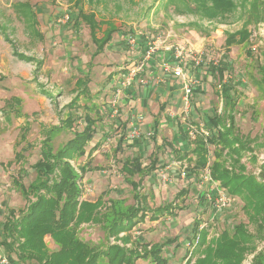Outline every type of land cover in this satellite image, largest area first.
I'll use <instances>...</instances> for the list:
<instances>
[{"label":"rangeland","instance_id":"rangeland-1","mask_svg":"<svg viewBox=\"0 0 264 264\" xmlns=\"http://www.w3.org/2000/svg\"><path fill=\"white\" fill-rule=\"evenodd\" d=\"M76 1L0 0V239L2 238L1 223L7 217L9 210H15L17 213L15 218H18L20 212L28 206V200L22 195L15 182L28 186L36 177L32 166L40 158L42 126L61 127L52 133L51 145L55 151L62 147L74 135V129L63 127L62 122L67 116L71 114L78 116L79 120L75 123L77 129L84 126L82 111H89L93 117H98L99 106L111 96L112 85H115L123 75L122 68L132 62H138L142 57L146 41L157 37H161L162 43L158 45L159 51L149 62L146 72L149 78L154 79V83L145 86L135 83L133 86L140 91L151 88L152 93L160 94L161 90H168L171 82V92L174 91L172 102L163 104L161 95L162 99L155 103L154 100L151 102L149 113L146 115L136 111V106L132 107L129 122L134 121L136 116L143 117L138 125L140 137L134 139L129 136L131 128L126 132L123 129L120 133H116L114 129L112 132L104 127L101 129L100 126L109 123L111 118H108L114 113L110 115L103 109L105 114L103 120L99 122L96 135L86 149L90 152L94 144L100 141L98 150L91 158L90 167L96 169L85 176L86 194L83 198L92 201L98 197L104 199L100 210L103 224L79 225L76 227L78 236L91 246L100 249H105L110 244L124 245L115 237L110 238L105 227L110 223V214H113L114 210H127L135 204L134 191L125 179L122 166L126 158L136 155L132 148L133 142L140 139L146 144V150L142 155L144 164H148L150 158H153L150 156L156 148L155 140H162L163 145L158 147L155 153L159 163L157 170L153 172L154 178L137 175L133 181L138 182L141 177L143 178L139 190L141 194H149L153 191L156 193L153 195L154 199H149L151 209L164 204H174L173 214H177V217L172 218L164 214L159 217L157 223L152 224L148 220L152 216L149 212L145 223L136 225L137 229H132L131 232L120 233L119 238L130 236L136 241L141 236L143 239L146 238L147 244H153L164 243L168 239L180 236L183 240L187 238L188 243L191 241L192 226L196 220H201L203 224L201 228L207 232V242L218 238L224 230L231 231L233 225L239 223L246 224L250 233L257 237L254 226L249 224L242 210L243 202L240 198L231 196L235 202L229 208L220 210L206 202V194L217 193L216 186L223 187L220 182H215L217 185L208 183L204 178L205 173L202 176L201 172H189L190 169L186 167L191 166L196 157L191 153L185 156L186 153H181L182 151L175 148L174 144L177 143L173 140L176 134L181 137L177 126L201 127L204 124L203 115L207 113V115L218 114L224 121L222 124L224 126L230 124L232 117L235 133L257 137L259 143L264 141L262 135L264 85L261 81L262 75L257 68V60L263 63L264 22L254 23L249 9L253 0H235L237 9L233 13L211 22L191 14H174L172 7L169 11H158L160 0H93L92 2L81 0L79 5ZM24 3H28L32 14L36 15L35 24L22 11L21 4ZM80 9L85 15L95 14L97 22L108 21L118 28L110 42V47L107 46L95 57L93 54L96 52V45L92 41L88 24L78 21L79 27H76L75 19L71 21ZM66 16L70 20H66ZM97 24V28H100L97 36L102 37L107 24L99 26ZM242 29H247L251 33L249 41L235 44L227 49L225 46L227 34ZM5 36H8L9 41ZM129 37L136 39L134 48L128 45ZM173 46L184 49L187 58L184 68L186 80L183 78L174 80L171 74H165L158 65L163 62L174 63L173 54L168 50ZM248 51L251 52V56L247 55ZM15 52L33 57L35 61H21ZM226 52H228L229 70L225 79L227 77L228 81L234 83L231 86L236 92L237 100L233 114L227 110L220 96L218 79L210 76L208 70L210 63L225 57ZM168 53H170L169 57H167ZM195 59H201L200 66L196 65ZM39 61L43 64L39 65ZM78 78L88 80L89 92L87 96L81 95L79 98L77 105L80 111L72 112L67 105L81 94L80 89L75 86ZM190 83L193 87V96L191 105L187 107L183 103V89L185 84ZM197 87L202 88L201 93H197L200 91ZM124 94L122 93L118 100L119 113L113 115L116 122L125 121L129 112L126 106L122 107L127 99L123 97ZM159 107H162V113L157 116L163 120L164 127L157 128L156 139L153 117L154 111ZM17 110L27 114L28 118L19 116ZM168 118L176 121L172 122L174 128L164 121ZM26 123H29L30 131L26 140L22 141L21 135ZM122 138L125 145L118 149V142ZM210 149L213 152L214 147ZM20 152L21 157L16 158V154ZM253 154L257 163L251 159L252 153L249 151L241 159V163L246 166V175L261 180L263 173L260 168L264 167V146L262 144L257 146ZM87 160L88 157L85 156L77 159L75 164L83 165ZM163 176L168 179L166 182H163ZM181 190L185 191V195L177 196ZM29 199L31 202L36 200L34 195H30ZM138 232H141V235H137ZM45 241L49 252L56 250L57 247L48 236L45 237ZM133 244L136 245L134 242ZM182 245H179L180 250L178 247L172 249L174 245L165 247L166 249L169 247V255L163 253L165 257L169 256V264H194L199 259V253L195 248L197 245L192 244L191 248ZM256 245L254 252L246 255L242 264H255V256L258 255L264 258V233L257 237ZM0 253L4 255L3 249ZM100 264H108V262L102 257ZM138 264L151 263L149 260H143Z\"/></svg>","mask_w":264,"mask_h":264},{"label":"trees","instance_id":"trees-1","mask_svg":"<svg viewBox=\"0 0 264 264\" xmlns=\"http://www.w3.org/2000/svg\"><path fill=\"white\" fill-rule=\"evenodd\" d=\"M76 2L78 5L81 4V0ZM21 7L22 11L35 24L36 15L32 14L30 5L24 3L21 4ZM158 7V11H169L172 7L174 14H191L211 22L233 13L237 9V3L235 0H160ZM249 9L255 24L264 22V0H253L250 2ZM95 17L96 15L93 13L85 15V12L80 9L75 17L71 18V21L75 19L76 27H79L78 21L85 22L90 27V35L96 45L93 57L105 50L106 45L112 41L114 33L118 30L116 25L108 21L97 22ZM96 24L98 26L107 24L106 30L102 32V37L97 36L100 28H97ZM5 37L9 41L8 36ZM250 37L251 33L247 29L228 33L225 46L229 49L235 44L246 43ZM15 55L21 61H35L33 57L25 56L22 53L15 52ZM225 55L218 62L210 63L209 71L210 76L218 79L220 96H222L227 110L233 114L237 105L236 92L231 86L233 82L228 81L227 77L225 79L226 72L229 70L228 52ZM247 55L251 56V52L248 51ZM262 58L263 63L257 60V68L262 75L261 81L264 85V50ZM42 64L43 62L39 61V65ZM87 84L88 80L77 79L76 87L80 89L81 95H88ZM197 88L200 90L199 87ZM79 98L80 96H77L67 105V108L72 112L80 110L77 105ZM16 101L19 102L18 99ZM17 111L19 116L28 118V115L22 114L21 110ZM82 114L85 125L81 129L75 130L73 138L56 151L51 145L52 133L61 127L42 126L43 140L41 141L40 158L32 166L36 177L28 186L15 182L22 195L28 200V206L20 212L18 218H15L17 215L15 210H9L7 217L1 223L0 251L3 249L4 255L2 256L0 253V264H4L1 262L2 259H6V264H100L102 257L107 260L108 264H136L139 259L150 260L151 264H169V259L163 256V249L174 243L175 239L162 244H154L149 249V244L142 245L143 247L137 245L128 248L126 245L130 242V238H119L120 233L128 232L134 226L143 223L149 212L152 213L150 218L154 220L164 214L176 216L172 212L173 204L151 209L146 196H142L139 192L143 178L141 177L138 182L133 181L137 175H147L148 173L151 175L156 170L157 161L155 159L146 168L139 156L128 158L123 163L122 172L132 186L135 204L128 207L127 210H114V213L110 214V223L105 229L110 238L115 237L124 245L110 244L105 249H100L79 238L77 226L103 224V215L100 213L103 199L98 198L96 201L81 199L83 192L81 181L85 173L89 171V167H76L73 164L77 159L86 155V149L96 133L95 125L98 118L93 117L89 111H82ZM78 120V116L71 114L63 121V127L74 129ZM223 122L218 114H208L203 120V125L209 132L208 136L197 133L195 139H191L188 128L181 131L183 142L191 147L188 153L196 156L192 171L202 172L208 169L213 181L220 182L228 196L240 198L243 202L242 210L259 237L264 233V167L260 168L263 175L261 180H258L255 176L245 174L247 169L241 163V159L249 151L252 153L251 159L257 163L253 153L257 146L261 144L264 146V141L259 143L257 137L252 138L249 135L235 133V123L232 117L228 126L222 125ZM29 131V123H26L21 135L22 141L26 140ZM154 132L156 135V131ZM262 135L264 136V128ZM210 147H214L213 152L210 151ZM21 154V152L17 153L16 158L21 157ZM89 165L90 163H88ZM184 192L182 190L179 195H183ZM30 195L35 196L34 202L29 199ZM216 195L217 193L212 194L214 198ZM201 224V220H196L192 226L191 243L197 245L195 248L199 253V259L194 264H242L246 255L253 253L256 249L257 237L250 233L249 227L244 223L233 225L231 231L224 230L218 238L211 242H207V232H204L206 230L201 228ZM46 236L51 237L58 245V250L49 252L45 241ZM254 262L255 264H264L263 256H255Z\"/></svg>","mask_w":264,"mask_h":264},{"label":"crops","instance_id":"crops-1","mask_svg":"<svg viewBox=\"0 0 264 264\" xmlns=\"http://www.w3.org/2000/svg\"><path fill=\"white\" fill-rule=\"evenodd\" d=\"M110 47V43L109 44H107L106 45V47ZM105 47V48H106ZM168 55H170V53H168L167 54V57H169ZM218 62V61H217ZM159 66H160V64H158ZM210 66V65H209ZM208 70H209V67H208ZM147 72V71H146ZM213 78V77H212ZM79 79V78H78ZM173 79L175 80V78L173 77ZM173 80V81H174ZM77 81V80H76ZM154 83V79H152L151 81H150V83ZM219 82V81H218ZM75 86H76V82H75ZM114 84L112 85V89L114 90ZM172 85H171V82L169 83V85H168V90H161V92H160V94H154V93H152V90H151V88L150 89H146L145 91H140V90H138V89H136L135 88V86H132L131 88H129V89H127L124 93V95H123V97H126L127 99H126V102H122L123 104H122V107H124V106H126V109H128L129 110V112H128V115H127V117H126V120L125 121H117L116 122V118L114 119V116L113 115H115L114 113H115V110H117V113H119V110H118V107H119V102H117V104L116 105H114V99H113V92H112V94H111V96L108 98V99H106L104 102H102V104H101V106H99V108H98V114H99V116L98 117H95V118H98V121L96 122V125H95V129H97V127L100 125L99 124V122L101 121V120H103V109L106 111V112H109L108 114H112L113 112V115L112 116H108L109 118L108 119H114V120H111L110 119V122L109 123H107L105 126H100V128L102 129L103 127L107 130V131H111L112 132V129H114L115 131H116V133H120L123 129H125V132L126 131H129V129L131 128V122H129L130 121V114H132V111L133 110H130L132 107H135L136 106V108H135V110L136 111H138V112H142V114H148L149 113V111H148V108H149V106H150V104H151V102L153 101L154 103L157 101V100H160V99H162L163 98V104L164 103H171L172 102V96H173V92H171V90H172V87H171ZM166 91V92H165ZM168 91V92H167ZM202 92V88L200 89V91L199 92H197V93H201ZM162 95V98H160V96ZM80 97H81V94H80ZM79 102V101H78ZM102 108V109H101ZM161 108L162 107H159V109L157 110V111H154V113H155V115H154V117H153V127L155 128V131H156V139H157V133H158V127H164V125H162V121L163 120H160V117L159 116H157V115H159V113L161 112L162 113V111H161ZM77 111H80L79 109H77ZM116 113V114H117ZM105 115V114H104ZM206 115H207V113H204V115H203V120H205L206 119ZM135 116V115H134ZM113 117V118H112ZM134 118V117H133ZM119 120V119H118ZM165 122H167V124L168 125H170L171 127H173L174 128V126L172 125L173 123V119H171V118H168V120L167 119H165L164 120ZM176 121H174V123H175ZM63 123V122H62ZM178 124V123H177ZM84 125H85V123H84ZM179 125V124H178ZM77 125L75 126V128H74V131L75 130H77ZM189 127H193V128H196V129H198L199 127H197V125L196 126H188V127H184V125H179V126H177V130L179 131V132H181L184 128H189ZM189 130V129H188ZM175 133H177V132H175ZM95 135H96V133H95ZM95 137V136H94ZM123 137H125V136H123ZM191 137V136H190ZM94 139V138H93ZM191 139H195V138H192L191 137ZM43 140V139H42ZM173 140H175V142L177 143V144H174V146H175V148H178V150H180V151H182L181 153H188V152H190V148L191 147H188L187 146V144H185L184 142H183V139H182V134H181V137H180V135L178 136L177 134L176 135H174L173 136ZM93 141V140H92ZM91 141V142H92ZM155 141H157L155 144H156V148H155V150H153L154 151V153H151V156L150 157H153V158H150V161H149V163L148 164H144L143 163V161H142V155H143V153H144V151L146 150L145 149V145L146 144H144V142H140V141H135V142H133V144H134V146L132 147L133 148V151L135 152V154L136 155H134V156H132V157H135V156H139V157H141V161H142V163H143V166L146 168V167H149V165H150V162L152 161V160H154L155 159V161H157V164H156V170H157V166H158V163H159V159H158V157H157V155H155V153H157V148L158 147H162V143H163V141L162 140H155ZM90 142V143H91ZM89 143V144H90ZM100 143V141L98 140L97 141V143L96 144H94V148L92 149V150H90V152H87L86 153V157H88V160H87V162L85 163V164H83V165H81V164H79L78 166L75 164V163H73L76 167H80V166H87V167H89V171H87L86 173H85V175H84V178L82 179V181H81V186H82V190H83V192H82V197H81V199L82 200H85V199H83L84 198V194H86V190H85V188H86V178H85V176H86V174L87 173H90V172H92L93 170H95L96 168H91L90 166H91V163H92V160H91V158L93 157V155H94V153H95V151H97L98 150V147H99V144ZM125 144H124V140H123V138L118 142V146H117V148L118 149H121V147L122 146H124ZM89 146V145H88ZM97 146V147H96ZM211 150V149H210ZM93 151V152H92ZM93 153V154H92ZM192 154V153H191ZM84 156V157H85ZM186 156H188V155H186ZM195 156V155H194ZM196 157V156H195ZM212 157V156H211ZM83 158V157H82ZM128 158H131V157H128ZM128 158H126V159H128ZM186 158V157H185ZM125 159V160H126ZM124 160V161H125ZM196 161V160H195ZM88 163H90V165L88 166ZM124 163V162H123ZM194 164H195V162L193 163H191V166H188V167H186V168H189L190 169V171L189 172H193L192 171V168H193V166H194ZM155 170V171H156ZM154 171V172H155ZM184 172V171H183ZM202 173V176H203V174L205 173V170L204 171H202L201 172ZM148 176H150V179L152 178H154V174L152 173L151 175L148 173L147 174ZM146 175V176H147ZM126 179V178H125ZM85 185V186H84ZM139 190H141V189H139ZM182 191V190H181ZM180 191V192H181ZM141 194V193H140ZM180 193L178 192V194H177V196H184L185 195V192L183 193V195H179ZM142 196H146V198H147V201H148V205H149V199H154V197H153V195H156V193L153 191V192H150L149 194L147 193H145L144 195L143 194H141ZM148 196V197H147ZM200 197L202 198V195H200ZM98 198H102V197H98ZM97 198V199H98ZM96 199V200H97ZM103 199V198H102ZM96 200H94V201H96ZM104 200V199H103ZM90 201H92V200H90ZM104 204V203H103ZM164 205H166V204H164ZM164 205H161V206H164ZM168 205V204H167ZM161 206H159V207H161ZM173 206H174V204H173ZM158 208V207H157ZM102 209V208H101ZM100 209V210H101ZM156 209V208H155ZM172 212H173V210H172ZM171 216V215H170ZM172 218H175V217H177V214H176V216L175 217H173V216H171ZM160 218H158L157 220H154V219H151L150 217H149V222H151L152 224H155V223H157L158 222V220H159ZM145 221H146V219H145ZM145 221L143 222V223H145ZM141 224V223H140ZM203 225V224H202ZM201 225V226H202ZM139 226V225H138ZM138 226H134L132 229H137V227ZM82 227V226H81ZM132 230H130V231H128V232H131ZM123 233H127V232H123ZM137 235H141V232H138L137 233ZM49 237V236H48ZM129 238H130V236H128ZM177 238V239H176ZM49 239H51V237H49ZM175 239V240H174ZM174 239H168V240H174L173 242L174 243H172V244H170V245H167V246H172V245H174V247L172 248V249H175L176 247H178V250H180L181 249V246L179 247V245L181 244H183L182 246H184V245H186V247H187V244H189V243H191V241L190 242H188L187 243V241H188V239L186 238V239H182L180 236H176ZM52 240V239H51ZM167 240V241H168ZM53 241V240H52ZM133 242L134 243H136V245H139L140 247L142 246V245H146L147 244V242H146V238L145 239H143V238H141V236H139V238H138V240H136V241H133L132 240V237L130 238V242L127 244V246L129 247H135L136 245H134L133 244ZM53 243H54V241H53ZM154 244H158V243H153V244H149V249L151 248V246L152 245H154ZM160 244H162V243H160ZM54 245H55V247H57V248H59L58 247V245L57 244H55L54 243ZM143 247V246H142ZM166 247V246H165ZM164 247V249H163V253H166L167 255H169V247L166 249ZM56 248V250H58ZM55 250V251H56ZM142 250V249H141ZM164 256V255H163ZM168 258H169V256H168ZM144 259H139V260H137L136 261V264H138V262L139 261H143ZM150 261V260H149Z\"/></svg>","mask_w":264,"mask_h":264},{"label":"built area","instance_id":"built-area-1","mask_svg":"<svg viewBox=\"0 0 264 264\" xmlns=\"http://www.w3.org/2000/svg\"><path fill=\"white\" fill-rule=\"evenodd\" d=\"M66 20L69 19L68 16L65 18ZM162 43L161 37H157L154 40L146 41V46L145 49L142 53V57L138 62H132L129 65L123 67V75L121 78H119L118 81L115 82L114 86V91H113V99H114V105L117 104L120 96L122 93H124L127 89L131 88L135 83L140 84V85H148L150 81L153 78H149L146 75V71L148 68L149 62L152 61L154 58L155 54L159 51V44ZM128 45L131 48H134L136 46V39L134 37H129L128 38ZM170 52L173 54V60L174 63H169V62H163L161 63L160 67L162 71L165 74H171L174 78H185L184 74V68L187 64V58L184 52V49L182 47H171L168 48ZM197 66L201 65V59H195ZM188 83V82H187ZM184 95H183V103L189 107L191 105V99L193 96V87L192 84H185L184 86ZM115 113H117V110H115ZM137 117V118H136ZM134 118V121H131V131H130V137L132 139L140 137V132L138 125H140L141 121L143 120L142 116H136ZM189 135L192 138H195L197 133H201L202 135H209V132L206 130L204 125H201L198 129L189 127ZM205 180L208 183L211 184H216L211 175L210 171L206 169L205 175H204ZM163 182H166L168 179L163 176L162 178ZM217 185V184H216ZM216 191L219 195H216L214 198L211 193L206 194V201L216 207L218 210L220 209H226L227 207L229 208L235 201L234 198L228 196L226 192L222 189L216 186ZM192 243L187 244L188 248H191ZM2 263L6 264L7 261L6 259H2Z\"/></svg>","mask_w":264,"mask_h":264}]
</instances>
